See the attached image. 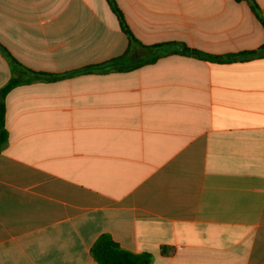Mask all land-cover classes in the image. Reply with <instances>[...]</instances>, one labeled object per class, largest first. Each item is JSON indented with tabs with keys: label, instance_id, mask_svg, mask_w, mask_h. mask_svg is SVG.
I'll return each mask as SVG.
<instances>
[{
	"label": "crops",
	"instance_id": "obj_1",
	"mask_svg": "<svg viewBox=\"0 0 264 264\" xmlns=\"http://www.w3.org/2000/svg\"><path fill=\"white\" fill-rule=\"evenodd\" d=\"M116 2L146 46L221 56L264 45L246 2ZM0 44L49 74L129 49L106 0H0ZM11 73L0 52V89ZM5 102L0 264H98L102 234L153 264H264V58L172 54L21 85Z\"/></svg>",
	"mask_w": 264,
	"mask_h": 264
},
{
	"label": "trees",
	"instance_id": "obj_2",
	"mask_svg": "<svg viewBox=\"0 0 264 264\" xmlns=\"http://www.w3.org/2000/svg\"><path fill=\"white\" fill-rule=\"evenodd\" d=\"M236 2H246L250 6L253 14L264 28V15L255 2V0H235ZM111 11L116 16L121 30L129 39V49L127 52L115 59L104 64L86 67L65 74H49L44 72L33 71L21 64L2 44H0L1 54L8 60L11 65V78L0 89V152L5 148L8 141V130L6 128V97L13 89L21 85L31 84L34 82H49L72 77L77 73H95V72H129L142 66L152 64L158 59L172 54H180L192 57L198 60L216 62V63H233L247 62L255 59L264 58V45L252 51H243L226 55H212L191 48L184 43L170 42L157 45L146 46L136 39L132 33L126 18L117 4L116 0H106ZM137 48L140 51H137ZM173 251L168 248L163 249L165 255H170ZM91 255L98 264H153V256L149 253H133L123 249L109 234H102L95 241L91 248Z\"/></svg>",
	"mask_w": 264,
	"mask_h": 264
}]
</instances>
